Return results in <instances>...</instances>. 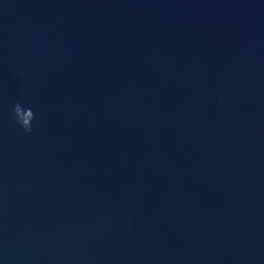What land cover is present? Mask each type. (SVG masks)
Instances as JSON below:
<instances>
[{
	"label": "water",
	"instance_id": "obj_1",
	"mask_svg": "<svg viewBox=\"0 0 264 264\" xmlns=\"http://www.w3.org/2000/svg\"><path fill=\"white\" fill-rule=\"evenodd\" d=\"M0 264H264V0H0Z\"/></svg>",
	"mask_w": 264,
	"mask_h": 264
},
{
	"label": "clouds",
	"instance_id": "obj_2",
	"mask_svg": "<svg viewBox=\"0 0 264 264\" xmlns=\"http://www.w3.org/2000/svg\"><path fill=\"white\" fill-rule=\"evenodd\" d=\"M13 115L16 123L24 133L28 134L32 132V121L35 118V114L31 108H24L17 102L13 106Z\"/></svg>",
	"mask_w": 264,
	"mask_h": 264
}]
</instances>
